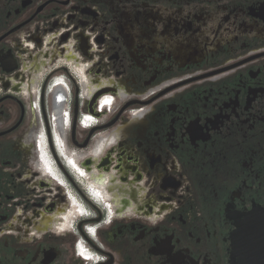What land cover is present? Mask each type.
I'll use <instances>...</instances> for the list:
<instances>
[{"label": "flooded vegetation", "instance_id": "flooded-vegetation-1", "mask_svg": "<svg viewBox=\"0 0 264 264\" xmlns=\"http://www.w3.org/2000/svg\"><path fill=\"white\" fill-rule=\"evenodd\" d=\"M0 82V264H235L264 0H0Z\"/></svg>", "mask_w": 264, "mask_h": 264}, {"label": "water", "instance_id": "water-1", "mask_svg": "<svg viewBox=\"0 0 264 264\" xmlns=\"http://www.w3.org/2000/svg\"><path fill=\"white\" fill-rule=\"evenodd\" d=\"M260 219L251 227L239 224L235 233V264H264V213H255Z\"/></svg>", "mask_w": 264, "mask_h": 264}, {"label": "rangeland", "instance_id": "rangeland-1", "mask_svg": "<svg viewBox=\"0 0 264 264\" xmlns=\"http://www.w3.org/2000/svg\"><path fill=\"white\" fill-rule=\"evenodd\" d=\"M25 93L22 95L23 97H25ZM51 114H53V113H51ZM51 117H52V115H51ZM66 120L68 121V115H67V113H66ZM35 124H36V126H35V132H34V135H35V139H36V136L38 135V134H40L41 132L45 135V132H44V130H43V127H45L43 124V121H41V119H37L36 121H35ZM67 128V127H66ZM41 136V135H40ZM46 136V135H45ZM46 138H48L47 136H46ZM35 139H34V141H35ZM37 145V144H36ZM40 145V144H39ZM48 145V144H47Z\"/></svg>", "mask_w": 264, "mask_h": 264}, {"label": "built area", "instance_id": "built-area-1", "mask_svg": "<svg viewBox=\"0 0 264 264\" xmlns=\"http://www.w3.org/2000/svg\"><path fill=\"white\" fill-rule=\"evenodd\" d=\"M11 90H5L0 82V96L4 95L5 93H9Z\"/></svg>", "mask_w": 264, "mask_h": 264}]
</instances>
